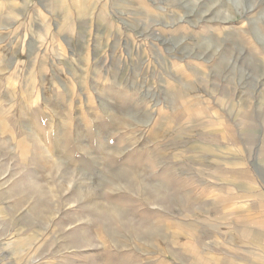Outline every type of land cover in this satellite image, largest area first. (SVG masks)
Masks as SVG:
<instances>
[{
  "label": "rangeland",
  "instance_id": "1",
  "mask_svg": "<svg viewBox=\"0 0 264 264\" xmlns=\"http://www.w3.org/2000/svg\"><path fill=\"white\" fill-rule=\"evenodd\" d=\"M0 264H264V0H0Z\"/></svg>",
  "mask_w": 264,
  "mask_h": 264
},
{
  "label": "bare ground",
  "instance_id": "2",
  "mask_svg": "<svg viewBox=\"0 0 264 264\" xmlns=\"http://www.w3.org/2000/svg\"><path fill=\"white\" fill-rule=\"evenodd\" d=\"M78 9H79V8L77 7V11H78Z\"/></svg>",
  "mask_w": 264,
  "mask_h": 264
}]
</instances>
